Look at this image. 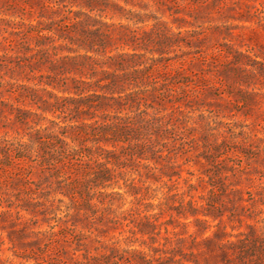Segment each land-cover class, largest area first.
<instances>
[{
	"label": "rangeland",
	"instance_id": "rangeland-1",
	"mask_svg": "<svg viewBox=\"0 0 264 264\" xmlns=\"http://www.w3.org/2000/svg\"><path fill=\"white\" fill-rule=\"evenodd\" d=\"M90 5L87 59L0 47V264H264V0Z\"/></svg>",
	"mask_w": 264,
	"mask_h": 264
},
{
	"label": "trees",
	"instance_id": "trees-1",
	"mask_svg": "<svg viewBox=\"0 0 264 264\" xmlns=\"http://www.w3.org/2000/svg\"><path fill=\"white\" fill-rule=\"evenodd\" d=\"M91 1L92 0H27L25 5H23L22 7H20L19 5V9L22 11H29L31 14L35 13L36 16L34 18V23H26V30L25 32H23V35H29L33 37L35 40L34 45L31 46L29 43H25L24 39L22 38L23 40L21 39L22 41L18 43L15 49V44H13L7 37H2L0 40V47H6L7 50H19L22 52V54H25V51H30V55H32L33 53L38 54V56H41V59H45L50 62L51 69L59 68L60 66L61 68H63L64 66L61 64L66 62L75 64L80 57L84 59L89 58V55H87L86 52L82 56H71L69 55V53H61V55L52 58V55L55 54L53 52H62V50L64 49L69 50L65 41L69 40L68 35L74 32V28H76V23L79 24L78 20L80 13H84L79 10L68 7L67 5L69 4V6H72L79 4V2H85V4L90 7L92 6L90 5ZM37 7L38 9L36 10ZM47 11L50 12L51 16L52 14H56L57 17H49V19L43 20L42 18H45L47 15H49L47 14ZM6 21H9L8 25L12 26L11 32L15 34L14 29L16 27L13 24L17 23V21ZM80 23L83 22L81 21ZM85 31L89 34H92L95 30L85 29ZM30 33L33 35H30ZM46 41H49L50 43H47ZM83 48L86 49L85 51L94 50L92 41L85 43V45H83ZM51 50H53V52ZM7 57H9L7 53L0 54V67L8 68ZM116 120L120 121L122 120V118L117 117ZM8 150L9 152H11L10 149ZM60 156H62L63 159H66L68 158L67 156H69V154L61 153ZM17 159L24 162L23 155L19 156ZM45 160H49V157H45ZM16 173L19 174V176L22 178L26 176V173ZM25 202L31 205L32 207L36 205V202L32 200L30 201L28 198Z\"/></svg>",
	"mask_w": 264,
	"mask_h": 264
}]
</instances>
